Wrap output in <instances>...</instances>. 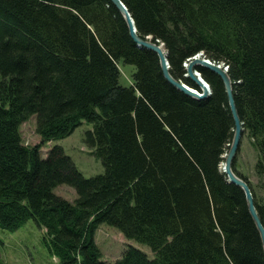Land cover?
Here are the masks:
<instances>
[{
  "label": "trees",
  "instance_id": "trees-1",
  "mask_svg": "<svg viewBox=\"0 0 264 264\" xmlns=\"http://www.w3.org/2000/svg\"><path fill=\"white\" fill-rule=\"evenodd\" d=\"M122 1L139 35L164 43L175 78L195 85L184 63L200 52L228 65L262 179L264 0ZM121 61L136 66L130 85ZM200 70L212 91L196 99L166 79L111 0H0V227L34 218L57 264H264L245 191L221 168L234 130L225 86ZM32 115L44 141L92 123L83 140L104 172L84 176L61 145L44 157L41 144H25ZM236 159L264 224V197ZM60 184L75 200L54 191ZM102 223L155 256L129 244L115 263L103 260Z\"/></svg>",
  "mask_w": 264,
  "mask_h": 264
},
{
  "label": "rangeland",
  "instance_id": "rangeland-1",
  "mask_svg": "<svg viewBox=\"0 0 264 264\" xmlns=\"http://www.w3.org/2000/svg\"><path fill=\"white\" fill-rule=\"evenodd\" d=\"M194 57L195 55L188 60ZM223 64L225 65V63ZM120 70V82L123 85L132 84L136 66L121 61ZM36 120V115H32L21 125V133L25 144L30 146L41 144V155L44 157L54 145H61L66 154L72 157L84 176L91 177L104 172L102 160L95 155L94 150L87 146L83 140L85 132L93 128L92 123L84 121L69 136L44 141L37 132ZM239 148L236 159L237 169L249 178L258 194L264 197V177L261 179L255 170L257 152L246 134L242 136ZM54 191L70 201L75 200L77 197L75 188L68 184H60ZM43 237L44 229L38 226L34 218H30L15 231L0 227V264H57L58 259L52 256ZM95 241L103 252V260L109 263H115L129 244L142 249L150 257L155 256L150 246L126 238L117 228L106 223L100 224L96 229Z\"/></svg>",
  "mask_w": 264,
  "mask_h": 264
},
{
  "label": "water",
  "instance_id": "water-1",
  "mask_svg": "<svg viewBox=\"0 0 264 264\" xmlns=\"http://www.w3.org/2000/svg\"><path fill=\"white\" fill-rule=\"evenodd\" d=\"M111 1L124 17L131 37L140 47H146L157 53L162 72L166 79L185 94L196 99H203L211 94V86L201 74L200 67L209 68L218 73L222 78L227 93L228 103L234 119V134L232 141L229 144V148L224 154V161L222 163L223 171L226 174L228 181L239 185L245 191L249 212L259 230L264 247V224L257 210L253 192L249 183L243 177L237 175L233 169V163L237 157V153L241 144L244 127L235 101L233 81L224 64L213 62L209 58L205 57L203 52H200L195 55L194 58L184 63V67L186 69L185 75L189 77L195 85H189L182 79L175 78L170 72L171 65L164 43L160 42L159 40H154L151 36L141 37L137 32L135 20L127 5L122 0Z\"/></svg>",
  "mask_w": 264,
  "mask_h": 264
},
{
  "label": "bare ground",
  "instance_id": "bare-ground-1",
  "mask_svg": "<svg viewBox=\"0 0 264 264\" xmlns=\"http://www.w3.org/2000/svg\"><path fill=\"white\" fill-rule=\"evenodd\" d=\"M140 47V46H139ZM191 60V59H190ZM189 61V60H188ZM187 62V61H186ZM225 66V68H226V70L228 71V65H224ZM233 81V80H232ZM244 127V126H243ZM233 134H234V130H233ZM242 136H243V133H242ZM241 141H242V139H241ZM223 163V162H222ZM222 165V169H223V164H221ZM236 173V172H235ZM237 174V173H236Z\"/></svg>",
  "mask_w": 264,
  "mask_h": 264
}]
</instances>
